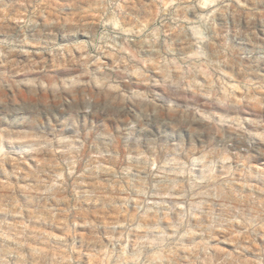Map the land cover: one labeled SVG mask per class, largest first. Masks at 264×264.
<instances>
[{"label": "clouds", "instance_id": "1", "mask_svg": "<svg viewBox=\"0 0 264 264\" xmlns=\"http://www.w3.org/2000/svg\"><path fill=\"white\" fill-rule=\"evenodd\" d=\"M64 8L71 12L57 15ZM128 8L150 15L141 20ZM0 17V66L16 70L0 72V89H27L22 102L0 107V139L23 140L34 159L62 157L58 186L30 169L17 185L22 194L38 205L92 203L122 184L117 207L135 212L105 221L111 249L102 252L111 260L119 245L117 264H264V162H254L264 157V0H0ZM44 54L62 76L49 75ZM246 104L255 118L242 117ZM0 156L9 159L2 144ZM102 171L114 178L106 187L97 182ZM130 234L136 255L127 259ZM222 235L244 259L219 248Z\"/></svg>", "mask_w": 264, "mask_h": 264}, {"label": "rangeland", "instance_id": "2", "mask_svg": "<svg viewBox=\"0 0 264 264\" xmlns=\"http://www.w3.org/2000/svg\"><path fill=\"white\" fill-rule=\"evenodd\" d=\"M145 2H150V0H145ZM127 11L132 17H138L141 20L150 15L144 10L138 11L135 8H128ZM70 12L71 9L64 8L63 13L57 12V15H66ZM189 15L195 18L194 13ZM217 24L223 26V20L219 14L217 15ZM3 26L4 21L0 17V27ZM9 27H12V25L10 24ZM258 32L260 36L264 37V31L258 29ZM33 47L35 50L32 52V57L36 61H40L42 58L40 54L42 45L37 41H33ZM247 47L251 48L252 46L248 45ZM17 59L28 63V57L26 56H20ZM44 59L49 75L53 77L63 75V70L53 68L47 54H44ZM104 62L111 64L112 59L110 57L104 58ZM43 66L37 65V67ZM94 69L95 65H93ZM15 71L11 66H0V72L14 75ZM32 75H40V73H33ZM16 78L20 79L22 77ZM241 78L240 74H235L237 81ZM26 93L27 89H0V107L5 105L11 107L13 104L22 102ZM257 102L264 104V94L257 96ZM245 107L247 111L241 113L242 117L255 118L254 113L257 111L255 106L246 104ZM216 110L220 111L221 114H235L234 110L226 111L218 108ZM6 127L7 123L0 121V128ZM246 127L251 128V125H246ZM26 130V123L15 129V131ZM23 143L24 141L19 139H0L3 151L9 158L5 161L4 157L0 156V264H5V261L7 264H50L46 257H55L51 264H117V257L121 253L119 245L116 246V255L112 256L111 260L105 259L102 252L104 246H109V249H111L110 242L107 239L111 233L105 221L119 219L121 223H124L126 216L135 212L134 204H129L124 214H121V210L117 207L122 203L119 196L122 193L123 185L117 186L112 183L111 188H107L106 195L100 198L99 202H96V197L92 198V203L82 200L79 204L71 200L52 199L40 200L38 205L32 198L22 194L17 185L28 183L24 177L31 169L40 173L53 186H58L61 183L58 175L61 171L59 165L62 164V157L59 154H47L34 159L32 156L22 153L21 145ZM38 159L46 162L39 164ZM254 162H264V157L257 158ZM99 163L105 169L115 167L114 164L103 158L99 159ZM17 170H19L18 175H11ZM111 180H114L112 173L102 171L97 182L106 187ZM41 209H46V211H44V219L38 221L36 216ZM172 219L174 221L175 217L173 216ZM85 221L91 223H85ZM121 231V229H117L115 234L119 236ZM141 236H143V233H141ZM5 237L8 238V248L5 247ZM227 239V236H219V248L239 257V254L235 253V244L226 243ZM99 241L103 243L101 244ZM136 241L137 236L130 234L126 241L128 247L125 250V257L127 259H131L136 255ZM65 242L67 245H71L74 251L66 252ZM184 243L191 247L189 238H186ZM257 244L264 248V240L257 239ZM17 246H21L20 250L23 252V256H21L20 251H16ZM150 251L145 249L146 253ZM183 255L185 253L181 252V256ZM164 256H167V253H164ZM245 257L251 259L254 258V254L252 252L245 253ZM239 258L244 259V257ZM156 264H170V260L160 259L156 261ZM182 264H184L183 261Z\"/></svg>", "mask_w": 264, "mask_h": 264}]
</instances>
